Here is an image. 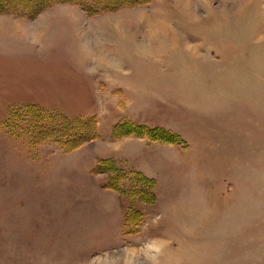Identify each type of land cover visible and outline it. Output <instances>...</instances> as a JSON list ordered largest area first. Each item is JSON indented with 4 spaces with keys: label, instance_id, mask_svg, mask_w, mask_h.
I'll return each instance as SVG.
<instances>
[{
    "label": "rangeland",
    "instance_id": "374dc122",
    "mask_svg": "<svg viewBox=\"0 0 264 264\" xmlns=\"http://www.w3.org/2000/svg\"><path fill=\"white\" fill-rule=\"evenodd\" d=\"M134 1L0 15V264H264V0Z\"/></svg>",
    "mask_w": 264,
    "mask_h": 264
},
{
    "label": "trees",
    "instance_id": "16d2710c",
    "mask_svg": "<svg viewBox=\"0 0 264 264\" xmlns=\"http://www.w3.org/2000/svg\"><path fill=\"white\" fill-rule=\"evenodd\" d=\"M139 1L145 0H135L134 2ZM59 2L81 3L83 6H85V9L87 11H91L92 13L105 11L112 5L109 0H31L30 3L25 0H0V15L17 14L15 16L30 17L36 11H43L53 5H56ZM22 110H24L27 115L32 116L33 129H31V139L37 137L39 140H54L63 148L65 152L73 151L78 147L77 144L79 141V131L83 128V126L91 122L83 121L80 119H70L62 115L43 110L37 106H26ZM19 115L17 116L19 117ZM127 126H129V128L131 129L129 124H127ZM113 135L115 136V133ZM93 136L94 139L99 138L96 123L93 131ZM103 162L108 163L105 171L115 170L114 162L105 159L101 160V162L99 163ZM97 167H99V165ZM132 173L134 176H136L138 184L143 183L144 185H154L155 183L154 179L146 177L141 172L136 171ZM111 189L117 191L118 193L122 192L115 186H112ZM141 224L142 221L134 226V230L132 231L133 234L139 233Z\"/></svg>",
    "mask_w": 264,
    "mask_h": 264
},
{
    "label": "crops",
    "instance_id": "0c3cea01",
    "mask_svg": "<svg viewBox=\"0 0 264 264\" xmlns=\"http://www.w3.org/2000/svg\"><path fill=\"white\" fill-rule=\"evenodd\" d=\"M45 12H48V11H45ZM116 88H120V87H116ZM140 171H142L143 173H145L146 175H147V169L146 168H140L139 169ZM111 192V194H114L115 196H116V199H118V196H117V194H115L114 192H112V191H110ZM109 191H108V193H110ZM119 200V199H118Z\"/></svg>",
    "mask_w": 264,
    "mask_h": 264
},
{
    "label": "bare ground",
    "instance_id": "6f19581e",
    "mask_svg": "<svg viewBox=\"0 0 264 264\" xmlns=\"http://www.w3.org/2000/svg\"><path fill=\"white\" fill-rule=\"evenodd\" d=\"M164 27H165V26H164ZM163 32H164V31H163ZM165 33H166V32H165ZM165 33H164V34H165ZM165 36H167V35L165 34ZM167 37H168V36H167ZM168 39H171V38H169V37L166 38V40H168ZM166 40H165V41H166ZM86 48H87V47L85 46V47H84V50H85ZM153 50H155V49H152V50L149 49V50H148V51H149L148 53H152Z\"/></svg>",
    "mask_w": 264,
    "mask_h": 264
}]
</instances>
